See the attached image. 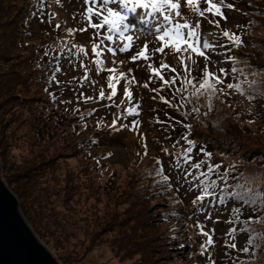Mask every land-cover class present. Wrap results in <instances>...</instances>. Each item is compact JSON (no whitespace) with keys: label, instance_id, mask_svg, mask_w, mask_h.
I'll return each mask as SVG.
<instances>
[{"label":"rangeland","instance_id":"obj_1","mask_svg":"<svg viewBox=\"0 0 264 264\" xmlns=\"http://www.w3.org/2000/svg\"><path fill=\"white\" fill-rule=\"evenodd\" d=\"M249 2L262 9L257 15L253 13L261 25L249 23L242 31L241 9ZM226 3L234 6L223 9L227 20L206 14L209 19L219 21L218 28L207 19H200L201 39L212 44V48L206 50L212 61L208 65L209 71L224 81L215 84L218 91L213 95L205 93L206 103L202 101L200 106L197 105L199 97L189 96L188 108L183 114L181 108L174 110L176 104L169 100V95L188 96L186 80L191 81L195 75L203 76L205 60L194 54L188 59L186 55L182 65L181 58L175 63L173 55L155 52L162 46V42L156 40L155 29L163 21L158 14L147 15L150 9L143 11L144 18L140 21L127 13L128 19L124 23L131 31L126 35L133 36V48L120 53L118 49L125 41L113 35L112 41L101 43L95 33L98 31L101 38L109 35L108 26L88 28L84 19L88 15L94 24L103 19L106 11L102 0H94V3L93 0H0V40H5L0 44V69L5 73L0 77L3 174L13 192H19L23 213L38 238L56 249L60 264H264V240L257 239L256 246L249 252L243 251L252 229L255 230L252 235L264 234V223H261L264 205L236 204L234 199L227 198L225 202L216 200L224 183L221 180L226 177L229 180L224 188L239 189L240 193L248 195L264 194V164L250 160L247 153L255 150L264 155V132L260 134L264 131V2L226 0ZM205 5L207 3L202 7ZM89 7L93 9L91 14L87 13ZM107 7L124 14L119 3H109ZM96 11L101 13L100 17L94 15ZM141 14L138 9L133 13L136 17ZM58 18L66 28L76 30L65 39H55L68 41L67 48L73 56H62L61 51H56L54 55L58 61L48 67L45 50L56 49V46L46 48L56 33L53 22ZM176 19L181 22V18ZM186 19L195 23L198 18L192 14ZM82 28L87 31H79ZM230 30L241 38L242 44H245L242 36L254 35V43L262 41L261 47L255 44L254 53L252 49H242L241 43L235 45L222 37L223 31ZM60 36L64 37L65 33ZM70 41L78 42L80 47L99 44L103 57L109 54L106 49L112 47L117 51L116 60L128 58L124 64L107 62L119 72L134 74L132 80L121 78L117 87V93L123 94L122 90L127 86L133 94L131 102L126 103L125 112L124 103L118 105L114 101L108 107L105 98L98 95V85L84 87L79 92L83 96L75 94L72 83L67 84L69 93L52 91L58 87L51 74L60 67L66 68L62 72L73 70L78 73L89 67L96 71L95 78L105 88H108V77L113 75L106 70L107 64L97 71L91 47L80 52ZM145 44L150 58L131 62V55ZM235 47L242 57L231 64L229 51H235ZM161 60L175 70L161 69L165 80L176 77L174 83L165 85L151 74V69H147L149 64L159 69ZM193 60L197 62L193 63ZM245 64L248 66L244 67ZM253 64L255 66L251 67ZM220 69L224 70L222 75ZM41 80H46L45 84H41ZM79 80L84 78L79 77ZM229 83L240 87L229 89ZM175 84L181 87H174ZM195 88L196 85L192 90ZM42 93L64 96L69 102L61 108L55 107L53 116L48 119L37 117L32 114L33 109L47 106L42 102ZM87 96L91 100L99 98L101 103H89ZM120 96L116 102L122 101ZM213 99L222 103L226 115L212 124L213 112L208 114L207 101L210 100V109H213ZM115 109L121 112L115 113L116 118L126 123L125 126H113V122L118 121L111 118ZM233 112L239 113L241 120L247 115L249 129L258 133L249 131V135L242 137L250 139L238 138L240 149L234 150L236 158L227 155V147L219 140L226 134H219L225 132L217 129L236 131L243 127L241 124L238 128L236 120L229 117ZM43 113L47 116V109ZM196 113L201 117L196 118ZM88 114L89 117H82ZM186 122L192 127L210 125L212 129L203 131L205 136L198 132L192 136L194 141L199 139L197 137H208L212 150L198 142H190L193 139L185 136ZM40 127H43L42 136ZM259 137L262 139L258 140ZM216 139L220 144L214 143ZM85 143L90 144L84 149ZM241 157L249 158V161L241 164ZM167 161L171 168L177 166L180 178L169 187L166 184L168 172L164 173L159 164L162 162L168 170ZM201 181L205 184L214 182V187L209 188L212 196H204ZM197 197L204 199L201 201ZM161 206L163 210L159 211ZM168 207L174 209L169 217L164 212ZM156 219L162 223H154ZM249 220L251 224L247 223ZM172 231L174 240L170 238L169 241ZM233 242L235 248L230 247Z\"/></svg>","mask_w":264,"mask_h":264},{"label":"snow or ice","instance_id":"obj_2","mask_svg":"<svg viewBox=\"0 0 264 264\" xmlns=\"http://www.w3.org/2000/svg\"><path fill=\"white\" fill-rule=\"evenodd\" d=\"M88 2V0H85ZM94 3V0H93ZM104 5L106 15H104L103 19L99 21V23H92V20L88 15H85L84 19L87 22L88 28L92 29H100L103 28L105 25L108 26L109 35L100 37L99 32L97 31L95 35L97 38L101 39V43L103 41H112L113 35H118L121 40L125 41L122 47H119L118 51L120 53H127L133 48V36L126 35L131 31V27L124 23L128 19L127 13H135L137 9H145L151 10L147 13V15L159 14L162 17L163 23H161L158 27H156L155 32L156 40L162 42L161 47H157L154 51L157 53H164V50L167 48L170 50L171 53L181 54V64L184 65V58L183 54H188V59H192L193 54L195 57H202L205 60V67L203 69V80L199 83L198 88L196 89L195 95L199 97L202 93H206L209 96L213 95L214 92L218 91L215 88V84L222 83L220 78L209 71L208 65L212 63L210 56L206 54V50H210L212 48V44L205 40L201 39V28L202 24L200 23V19H207L208 23L213 25V27H219V21L215 19H209L206 16V12L212 14L213 17L219 16L220 19L227 20L226 15H224L223 9L228 8L232 9L234 6L232 4L226 3V0H102ZM111 4L119 3L121 9L124 10V14H121L119 11H114L113 8L107 7ZM207 3V8H203L202 5ZM187 6L191 12L198 18L197 22L191 23L187 19H183V14L181 11V6ZM131 5V7H129ZM87 13H93V9L89 7L87 9ZM96 17H100L101 13L96 11L94 13ZM176 18H181V22H177ZM143 22V21H142ZM60 25H57L59 28ZM69 34H72L74 29H67ZM79 31L84 32L87 31V28L79 29ZM162 33V34H161ZM222 35L228 38L233 44L239 45L241 43L240 37L238 35L232 34L229 31H223ZM75 47L78 48L80 52H83V47L76 45ZM100 45L93 43L92 44V52L95 54L97 59L95 60V64L97 65V71H101L104 69L106 61L111 64H124L128 62V58L122 60H115L111 59V57H116L117 51L114 50L112 47H108L106 49L107 53L110 56L105 55L103 59H101V51ZM149 49L148 45L145 44L142 48L136 50V54L131 55L130 60L131 62H136L138 59H149ZM196 60H193V63H196ZM149 68L152 70V75L159 78L164 82L165 85H169L174 83L176 77L173 76L170 80H165L164 76L162 75L161 69H169L170 71H175L174 69H170L168 64H165L162 60L160 61V68L157 69L153 67L151 64L148 65ZM108 72L113 73L108 77V88L111 89V92L106 96L108 100H112L114 97L117 96V84L120 83L121 78L124 77V72H118L117 68L114 67H107L106 69ZM224 72L223 69H220V74L222 75ZM186 79V78H185ZM134 82V81H132ZM186 83L191 84V81L186 80ZM147 87V84L144 85ZM229 89H239V85H234L229 83L227 85ZM123 96L127 98L129 102L133 99V94L128 90L127 87L123 88ZM99 96L101 99L105 98V91L101 89L99 92ZM187 99L186 97H182ZM86 99H91L88 97ZM124 101H121L123 103ZM135 112V109L131 110ZM139 115V113H136ZM119 119V117H117ZM138 125V121L136 122ZM113 126H115V121L113 122ZM194 167H199V165H193ZM209 172L212 171L211 168L208 169ZM202 175H207V173H202ZM167 179V177H165ZM202 188L201 191L204 193V196H212L213 193L209 191L210 187H214V182L209 181L208 183H204L201 181ZM232 195L242 204L244 205H257L258 203L264 205V194L260 193H253L248 195L247 193H240V192H233ZM197 199L203 201L204 197H197ZM251 224V220L247 222ZM264 223V221H261ZM255 230L252 229L249 232L248 239H247V246L243 249L244 252H249L250 249L256 246V240H264V234L252 235L251 232ZM235 235V230H233V236ZM208 243L211 244L212 240L211 237L208 239ZM230 247L235 248V243H231Z\"/></svg>","mask_w":264,"mask_h":264},{"label":"trees","instance_id":"obj_3","mask_svg":"<svg viewBox=\"0 0 264 264\" xmlns=\"http://www.w3.org/2000/svg\"><path fill=\"white\" fill-rule=\"evenodd\" d=\"M25 1V0H24ZM259 1H263L264 2V0H259ZM26 3H27V1H26ZM259 11H262V9L258 6V5H256V8H254L252 11H251V13H250V15H249V19H250V24L251 25H253V26H255L256 24H258V19L253 15V13L254 14H258V12ZM263 17V16H262ZM261 25V22H259V26ZM250 33V32H249ZM248 33V34H249ZM5 37V36H4ZM3 37V38H4ZM52 38V37H51ZM249 38V39H248ZM53 39V38H52ZM242 39H243V41L245 42V44H242L241 43V47H242V49L244 48V49H246L247 51L248 50H250V49H252V52H253V49H254V45L256 44V45H258L259 47H261V43H262V41H260L259 43H254V40L256 39L255 38V36L254 35H251L250 34V36H242ZM247 39H248V41H247ZM260 39V38H259ZM3 39H1L0 40V44H2L4 41H2ZM14 44V43H13ZM261 44V45H260ZM1 47H2V45H1ZM0 47V48H1ZM47 48L49 49V48H52L49 44H48V46H47ZM258 49V48H257ZM255 50V49H254ZM50 52V54H51V57H55V55H54V52H56V50H54V51H49ZM68 53V51H67V49H63V51L61 52V55L63 56V55H65V54H67ZM254 53V52H253ZM3 57H4V55H2ZM255 58H256V55H255ZM1 60V59H0ZM42 61H44V59L42 60ZM1 62H0V67H1ZM248 65L247 64H245L244 65V67H247ZM252 66H255V64H253V65H251V67ZM254 68V67H253ZM259 70H261V69H259ZM5 73H4V71H1V69H0V77L2 76V75H4ZM45 78V77H44ZM61 81V78L59 79V82ZM45 82H46V80H41V84H45ZM36 86V85H35ZM40 90H42L41 89V85H40ZM42 95H43V98H44V100L42 101L43 103L45 102L46 104H47V106H45V109H47V116L45 115L44 116V113H43V110H45L44 109V107L42 106V108H39V109H33V111H32V114H37V117H44V119H48L49 118V116H53V112L55 111V106H54V97H53V95L52 94H46V93H42ZM213 101H214V106H213V109H210V100H208L207 101V106H208V114L210 113V112H213V114L211 115V117H213V121H212V124L213 123H217L218 121H221L224 117H225V112H224V110H225V108L224 107H222V103H220V102H218V101H216L215 99H213ZM225 107H226V105H225ZM197 114V115H196ZM195 114V116H196V118L197 117H201V115H199L198 113H196ZM208 114L206 115V116H208ZM84 119H85V115H83L82 116ZM230 118H232L234 121L236 120V123H237V125H238V128H239V125H243V127L240 129V130H236V131H234V130H232V131H229V130H225V129H219V128H217L219 131H223V132H225V133H219V134H226V135H224L222 138L223 139H219L220 140V142H223V143H221L222 144V146L223 147H227V149H228V152H226L227 153V155H230V156H233V157H235L236 158V156H237V152L236 151H234L235 149H240V145H238L239 144V142H238V138H242V139H250V138H248V137H242V136H247V135H249V131L251 132V133H254V134H258L257 132H254L253 130H250L249 129V127H248V118H247V115H245L244 116V118L241 120L240 118H239V113H236V112H233L230 116H229ZM34 118H36V116L34 117ZM37 119V118H36ZM192 122L194 121V120H191ZM36 125L38 126V124H37V121H36ZM186 125H187V133L185 134V136L187 137V138H189V139H193V141H190L191 143H193V144H195V142H198V145H206L207 147H208V149L207 150H212V149H209V146H211V144H210V139L207 137V138H200V137H197V138H199V139H197V141H194V138H193V136H192V134H196V132H198V135H200V136H205V134L206 133H204L203 131H205V132H208L210 129H212V128H210V125H205V126H203V127H206V128H203V127H200L199 125H196V126H194V127H192V125H190L189 123H187L186 122ZM193 128V129H192ZM40 129V135L42 136L43 135V127H40L39 128ZM199 129H200V131H199ZM243 131H246V132H243ZM263 130L260 132V134H263ZM230 134V135H229ZM197 135V134H196ZM250 136H252L251 134H250ZM91 138H93V136L91 135L90 136ZM209 137H211L210 135H209ZM42 139H43V137H42ZM213 139H215V138H213ZM262 139V137H259L258 138V140H261ZM257 140V141H258ZM228 141V143L226 144L225 142H227ZM220 142L216 139V141L214 142V143H217V144H220ZM88 144H90V143H85V145H82V147L85 149V148H87V145ZM197 144V143H196ZM207 147H204V148H207ZM225 147V148H226ZM251 157H250V160H259V163H262V164H264V155L262 154V152H257V151H255V150H251V151H248L247 152ZM163 154H165L164 152H163ZM166 155V154H165ZM174 161H176V159H173ZM241 161V164H246L248 161H249V158L248 159H244V158H242L241 157V159H240ZM188 161H193V160H188ZM187 161V162H188ZM237 161L239 162V160L237 159ZM177 167V166H176ZM176 167H174L173 165H172V168L170 167V165H169V170H168V174H166L167 176H168V182H166V184L168 183V186L167 187H169V186H171V184H173L174 183V185L176 184V182H179V180H180V178H179V173L176 171ZM187 170H189L188 168H186ZM164 171V170H163ZM222 173H224V172H222ZM185 176V175H184ZM187 177V176H186ZM3 179L5 180V178H4V174H3ZM199 179V178H198ZM227 180H229V178L228 177H226V178H223L221 181H223L224 183H223V185H225L226 183H227ZM5 182L7 183V181L5 180ZM235 182H238V180H236ZM221 186L222 187V190L218 193V195H217V198H216V200H218V199H221V201H223V202H225V199L227 198L228 200H231V199H234L235 201H236V204H239L240 203V201H238L233 195H232V193L233 192H240L239 191V189H235V188H233V189H227V188H224V186ZM9 186V185H8ZM161 186H163V184L161 185ZM10 187V186H9ZM11 189V188H10ZM12 190V189H11ZM12 192H13V190H12ZM147 200H148V198H147ZM235 204V205H236ZM161 205V204H160ZM169 206V205H168ZM225 208H228L226 205H223ZM163 207L161 206V208H160V210L159 211H161V210H163L162 209ZM165 210V209H164ZM174 209L173 208H171V207H168V209L167 210H165L164 212L168 215V217H169V213L171 212V211H173ZM23 211V210H22ZM158 211V212H159ZM157 218H158V216H156ZM119 220H120V217H119ZM154 223H162L159 219H156V220H154L153 221ZM170 238H172V241L174 240V231H172L171 233H170V235H169V241H170ZM164 240V239H163Z\"/></svg>","mask_w":264,"mask_h":264},{"label":"water","instance_id":"obj_4","mask_svg":"<svg viewBox=\"0 0 264 264\" xmlns=\"http://www.w3.org/2000/svg\"><path fill=\"white\" fill-rule=\"evenodd\" d=\"M0 264H60L56 249L38 238L22 211L19 192L3 179L0 153Z\"/></svg>","mask_w":264,"mask_h":264}]
</instances>
